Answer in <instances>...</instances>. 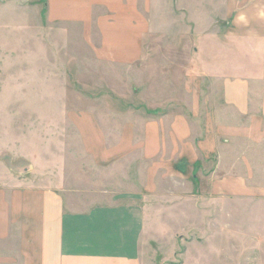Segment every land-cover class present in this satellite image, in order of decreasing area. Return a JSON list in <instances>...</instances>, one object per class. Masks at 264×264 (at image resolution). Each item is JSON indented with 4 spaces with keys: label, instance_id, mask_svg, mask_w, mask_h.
Instances as JSON below:
<instances>
[{
    "label": "crops",
    "instance_id": "0c3cea01",
    "mask_svg": "<svg viewBox=\"0 0 264 264\" xmlns=\"http://www.w3.org/2000/svg\"><path fill=\"white\" fill-rule=\"evenodd\" d=\"M211 6L212 50H198L201 61L210 58L206 73L189 71L165 108L153 107L161 112L136 122L140 136L101 137L94 151L98 141L84 142L105 185L120 181L126 191L104 187L107 195L92 198L86 171L39 184L28 132L0 128V264H143L149 239L176 235L167 223L186 221L183 207L194 208L185 198L191 175L212 193L205 202L231 205L229 214L264 202V0Z\"/></svg>",
    "mask_w": 264,
    "mask_h": 264
},
{
    "label": "rangeland",
    "instance_id": "374dc122",
    "mask_svg": "<svg viewBox=\"0 0 264 264\" xmlns=\"http://www.w3.org/2000/svg\"><path fill=\"white\" fill-rule=\"evenodd\" d=\"M211 10V0H0V128L28 132L39 184L72 170L92 179V198L127 190L105 185L84 142L98 141L94 151L101 137L140 136L136 122L161 112L189 71L206 73L198 50H212ZM187 183L194 208L167 223L176 235L149 239L143 264H264V202L233 215L205 202L212 193L192 175Z\"/></svg>",
    "mask_w": 264,
    "mask_h": 264
}]
</instances>
